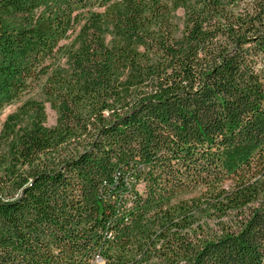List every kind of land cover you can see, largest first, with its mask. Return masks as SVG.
<instances>
[{
    "label": "trees",
    "instance_id": "16d2710c",
    "mask_svg": "<svg viewBox=\"0 0 264 264\" xmlns=\"http://www.w3.org/2000/svg\"><path fill=\"white\" fill-rule=\"evenodd\" d=\"M40 80L0 264H264V0H0V114Z\"/></svg>",
    "mask_w": 264,
    "mask_h": 264
},
{
    "label": "rangeland",
    "instance_id": "374dc122",
    "mask_svg": "<svg viewBox=\"0 0 264 264\" xmlns=\"http://www.w3.org/2000/svg\"><path fill=\"white\" fill-rule=\"evenodd\" d=\"M177 15L179 18L182 17L183 12L182 10H179L177 12ZM41 84L42 81H38V83L33 84L27 91H25V93L23 94L21 100L19 101V103L17 104H13L8 106L1 114H0V130L3 124V121L5 120V118L9 115V113H12L13 111L16 110L17 106L19 104H21L22 102H24V100L27 99H34V100H43V96H42V91H41ZM46 106V125L48 127H52L55 125V113L52 111V109L50 108V106L48 104H45Z\"/></svg>",
    "mask_w": 264,
    "mask_h": 264
}]
</instances>
